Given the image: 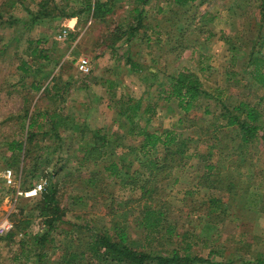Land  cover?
I'll return each mask as SVG.
<instances>
[{
    "label": "trees",
    "instance_id": "obj_1",
    "mask_svg": "<svg viewBox=\"0 0 264 264\" xmlns=\"http://www.w3.org/2000/svg\"><path fill=\"white\" fill-rule=\"evenodd\" d=\"M122 1L38 0L34 10L25 6L27 13L25 18H17L0 7V27L13 28L14 40L20 41L24 31L49 20L76 18V28H79L83 18L84 21L105 23L120 7ZM132 1L128 21L112 27L102 40V44L111 52L115 62L119 64L121 60L123 61L128 71L132 73L143 69L148 71V74L142 77L145 83L144 93L136 97L126 92L114 98V103L107 104L114 106L113 121L117 124V129L98 127L89 130L91 144L80 148L77 163L79 167L90 162L101 164L102 170L89 173L87 178L90 184L96 181L101 183L105 180L114 181L124 176L123 179H119L122 185L139 190V196L134 201L139 202L136 220L143 228V233L139 240L135 241L122 227L93 230L90 224L86 223L84 227L88 232V238L84 242V249L63 254L58 264H264V250L258 247L260 237L250 234L249 231L238 232L239 238L237 241L232 240L233 250H230L225 262L216 261L214 256L218 254V250L210 247L212 236L216 235L218 238L219 226L224 223L226 217L237 219L244 215L264 213V194L258 195L254 204H250L251 200L247 198L249 188L253 185L251 179L254 174L249 170L250 173L244 179V171L239 166L234 167L236 162L249 165L247 155L252 150L251 145L258 144L264 149V119L258 103L253 102L252 98L229 103L223 100L221 92L214 94L208 91L195 71L175 65L187 48L202 39L198 34L192 36L193 34L186 33L189 24L196 21L197 17L203 18L204 22H213L212 15L199 10L204 3L211 0H169L168 10L160 9L165 34V40L161 41L159 35L152 41V36L148 34V26L144 22L145 7L150 0ZM16 2L11 0L8 7ZM257 13L260 25L250 42H245L241 46L243 56L238 57L236 54L239 50L235 42H230V48L235 51L233 59L236 63L238 61L241 63L238 68L249 74L253 86L261 88L264 87L262 31L264 0H259ZM204 33V40L213 36L211 30H205ZM69 34L72 39H76L78 35L72 32ZM219 37H222V33ZM121 41L122 44L119 43ZM124 44L125 51L118 54L119 48H123ZM151 44H154L156 51L149 58L148 64H145L140 58L141 48L142 45L152 47ZM38 45V40H28L31 59L44 57L45 54H42L43 51ZM0 49L2 51L3 47ZM162 56L164 58L160 59ZM233 63L234 61L228 63L231 67L227 71L228 86L232 81L237 85L244 82L240 70L232 68ZM19 67L28 77H33L32 87L40 89L43 86L38 85L35 78L37 73L44 71L42 68H31L27 61H22ZM113 73L115 77L102 81L111 92H114L116 83H122L117 65L113 68ZM53 77L51 72H43V78L49 79V82ZM44 89L49 91V83ZM201 98L212 99L216 106L212 120L207 124L204 117L195 113ZM159 108L165 109V115H178L171 127L152 128V119ZM204 111L211 114L208 108ZM48 112L46 116L49 120V129L44 131H34V127L41 129V126L36 123L38 116L34 113L29 114L28 108L19 114L20 118L28 121L20 124V130L25 136L21 139H12L7 144L16 162L20 157L23 159L30 154L32 150L30 145L37 135L59 138L61 119L56 110H53L51 115ZM80 126L75 128L79 131L88 128L85 125L81 129ZM228 128L237 129L236 134L225 132ZM187 129H195L197 134L185 136L184 132ZM60 138L51 151L52 154L62 149ZM194 140L204 144V151L199 154L191 153L192 157L197 156L203 168L196 185L220 191L223 195L209 196L198 206L204 213V223L199 232L187 230L176 235L170 223L164 224L170 209L169 204L163 202L161 184L172 176L175 168L185 164L191 157L188 149ZM236 142L237 146L234 145ZM119 149L121 151H118ZM223 159H227V165L221 162ZM8 163V166H12L14 162ZM29 172H33L34 175L39 171ZM54 175L55 172L52 173L41 198L34 205L37 211L34 216L41 219L42 232L26 238V242L23 239L18 242L21 247L20 253L26 256V261L31 259L30 256L35 251L34 264H43L42 258L45 255L43 250L49 241H53L50 235L58 228L60 222H64L65 210L60 206L58 184L53 180ZM13 216L15 215L12 214L10 217L11 221ZM23 223L25 227L27 220L17 225L12 221L13 228L2 237L7 240L13 239L20 229L19 225ZM164 225L165 228L161 231ZM214 231L217 232L212 233ZM28 242L33 248L27 249L24 246ZM202 248H208L206 257L201 254Z\"/></svg>",
    "mask_w": 264,
    "mask_h": 264
},
{
    "label": "rangeland",
    "instance_id": "obj_2",
    "mask_svg": "<svg viewBox=\"0 0 264 264\" xmlns=\"http://www.w3.org/2000/svg\"><path fill=\"white\" fill-rule=\"evenodd\" d=\"M10 1L0 0V7L17 18H25L27 16L25 6L34 10L38 2V0H16L13 6L8 7ZM258 3L259 0H211L209 3H204L199 10L208 12L214 20L208 23L204 22L203 18L197 17L196 21L189 24L186 33L193 34L192 36L198 34L202 39L187 48L175 65L195 71L208 91L214 94L221 92L223 100L229 103L252 98L253 102L258 103L264 119V87L258 88L252 85L249 74L238 68L241 63L240 61L236 63L233 59L235 51L230 48V42H235L239 50L236 54L238 57L243 56L241 46L245 42H250L260 25ZM132 6V0H123L107 22H90L84 21L83 18L79 28H76L77 20L71 22L68 19L49 20L24 31L20 41L14 40L13 28L0 27V48L3 47L2 51L0 49V220L7 214L9 218L12 214L15 215L12 217L14 225L27 220L25 227L24 223L19 225L20 229L13 239L7 240L0 236V264H34L35 251L32 252L31 259L26 261V256L20 253L21 247L18 242L21 239L26 242V238L42 232V221L34 216L37 213L34 205L41 198L53 172H55L53 180L58 184L60 206L65 213L64 222H60L58 228L50 235L53 241H49L43 250L45 254L42 258L43 264H58L63 254L83 250L84 242L88 238V232L84 227L86 223H89L93 230H112L114 227H122L135 241L141 237L143 228L136 220L139 202L134 201L139 196V190H132L128 185H122L119 179H123L124 176H121L119 181L105 180L103 183L96 181L90 184L87 178L89 173L102 170L101 164L90 162L79 167L77 163L80 148L91 144L89 130L98 127L117 129V124L113 121L114 106H108L109 102L114 103V98L126 92L136 97L144 93L145 83L142 77H145L148 71L145 69L137 73L128 71L123 61L121 60L119 64L115 62L111 52L102 44V40L112 27L128 21V12ZM169 7V0H150L146 5L144 22L148 26V34L152 36V41L158 35L160 41L165 40L160 9L167 11ZM74 22L70 33L78 34L76 39H72L70 34L64 41L56 39L58 30L64 24L71 25ZM205 30H211L213 33V36L207 40H204ZM262 31L264 32V28ZM220 33L222 37H219ZM28 40L39 41L38 48L43 51L44 57L31 59ZM119 43L122 44V41ZM151 45L153 46L149 48L142 45L141 48L140 58L145 64H148L149 58L156 51L154 44ZM123 51L125 44L123 48H119L118 54H122ZM81 55L88 56L92 62V70L87 75L76 69V59ZM163 58L164 56L160 59ZM22 61H27L31 68L44 70L35 77L37 84L43 85L40 89L32 87L33 77H28L20 69ZM229 61H234L232 67L234 70H240L244 78L243 83L237 85L232 81L228 86L227 71L231 69ZM115 65L118 66V76L122 77V83H116L114 92H111L102 81L115 77L113 73ZM43 72H51V77L54 76L52 81L44 79ZM47 83H49V91L44 89ZM27 108L29 114L34 113L38 116L36 123L41 129L36 126L34 131L49 129L46 113L49 111L51 115L53 110L57 111L62 123L58 129L62 149L57 150L55 154L51 153L59 142L58 136L37 135L30 145L32 147L30 154L23 159L20 157L16 162L7 144L12 139H21L25 136L20 130V124L28 121L20 118L19 114L24 113ZM205 108H208L211 114H206ZM215 109V102L212 99L201 98L195 113L204 117L207 124L212 120ZM177 118L178 115H165V109L159 108L151 125L152 128L171 127ZM78 125H81V129L85 125L88 128L79 131L75 128ZM226 131L235 135L237 129L228 128ZM196 134L195 129H187L184 132L185 136ZM234 145L237 146L238 143ZM252 146L250 153H247L249 165L239 162L234 164V167L239 166L244 171V179L250 172L254 174L251 179L253 185L249 188L247 197L251 200L250 204H254L258 195L264 194V184H262L264 183V149L258 144ZM188 150V154L193 152L199 154L204 151V144L194 140ZM192 154L185 164L175 168L172 176L161 184L163 202L168 203L170 209L164 224L170 223L176 235L183 234L187 230L199 232L204 223V213L198 206L209 196L223 195L220 191L196 185L203 168L197 156L192 157ZM9 161L14 162L12 166H8ZM221 162L226 164L227 159ZM6 169H11L16 179V186L13 188L6 186L3 181L2 174ZM29 170L39 172L32 175L33 172ZM38 183H42L40 190L36 189ZM165 225L161 231L164 230ZM219 227V236L218 238L216 235L212 236L210 245L218 250V254L214 256L216 261L225 262L229 257L230 250H233L232 240L237 241L239 238L238 232L249 231L250 234L259 236L258 247L264 250V213L244 215L237 219L226 217ZM215 232L217 231L212 233ZM31 245L29 242L24 244L27 249L33 248ZM208 248H202L201 254L204 257L207 256Z\"/></svg>",
    "mask_w": 264,
    "mask_h": 264
},
{
    "label": "built area",
    "instance_id": "obj_3",
    "mask_svg": "<svg viewBox=\"0 0 264 264\" xmlns=\"http://www.w3.org/2000/svg\"><path fill=\"white\" fill-rule=\"evenodd\" d=\"M73 27L69 25V23L64 24L57 32L56 39L59 41H64L71 31ZM76 69L78 72L87 75L92 70V62L88 56L81 55L76 59ZM3 181L5 182L6 186L14 187L16 186V179L14 177L13 171L11 169L4 170L3 174ZM42 187V183H38L36 185V189L40 190ZM13 228L11 219L8 217V214L4 216L0 220V236L7 234Z\"/></svg>",
    "mask_w": 264,
    "mask_h": 264
},
{
    "label": "crops",
    "instance_id": "obj_4",
    "mask_svg": "<svg viewBox=\"0 0 264 264\" xmlns=\"http://www.w3.org/2000/svg\"><path fill=\"white\" fill-rule=\"evenodd\" d=\"M68 21H69V22H71V21H76V18H70V19H68ZM74 24H75V22H74L73 24H71V26L73 27Z\"/></svg>",
    "mask_w": 264,
    "mask_h": 264
}]
</instances>
